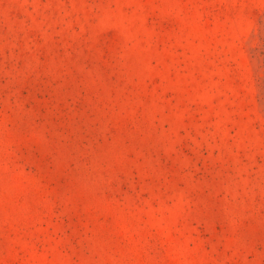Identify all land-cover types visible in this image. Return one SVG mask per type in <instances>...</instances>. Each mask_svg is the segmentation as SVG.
I'll list each match as a JSON object with an SVG mask.
<instances>
[{"label": "rangeland", "instance_id": "1", "mask_svg": "<svg viewBox=\"0 0 264 264\" xmlns=\"http://www.w3.org/2000/svg\"><path fill=\"white\" fill-rule=\"evenodd\" d=\"M0 264H264V0H0Z\"/></svg>", "mask_w": 264, "mask_h": 264}]
</instances>
